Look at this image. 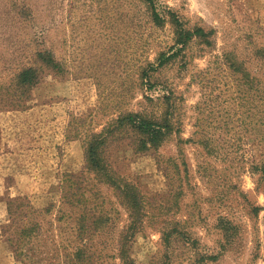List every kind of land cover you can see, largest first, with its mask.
Returning <instances> with one entry per match:
<instances>
[{
	"label": "rangeland",
	"instance_id": "obj_1",
	"mask_svg": "<svg viewBox=\"0 0 264 264\" xmlns=\"http://www.w3.org/2000/svg\"><path fill=\"white\" fill-rule=\"evenodd\" d=\"M154 1L162 26L144 0H0V264H264V0ZM169 13L201 33L159 67ZM168 111L146 151L117 125Z\"/></svg>",
	"mask_w": 264,
	"mask_h": 264
},
{
	"label": "trees",
	"instance_id": "obj_2",
	"mask_svg": "<svg viewBox=\"0 0 264 264\" xmlns=\"http://www.w3.org/2000/svg\"><path fill=\"white\" fill-rule=\"evenodd\" d=\"M145 3L152 9L153 22L157 26H162L166 19L157 11L156 3L154 0H144ZM169 18L172 25L176 29V45L174 48L177 49L176 53L167 57L162 55L159 59V67H164L172 60L173 57L184 51L188 43L192 38L201 33L197 31L191 33L185 30L182 21L174 13H169ZM40 62L45 66L56 70L58 68L57 63L54 61L52 55L46 53H39L37 55ZM40 82V78L37 70L29 68L24 70L18 77V83L20 86L33 88L36 87ZM117 125L120 127H129L140 136L139 147L140 151H146L149 148L159 147L163 144L167 138L172 135L174 124L172 120L171 111H168L162 121H155L147 119L138 114H129L125 117L120 118L117 121ZM106 138L99 135L93 136L88 143L87 148V163L90 169L99 173L108 183L121 189L120 185L110 176L107 170V166L102 158V150L105 146ZM122 192L128 203L134 210L138 208L137 197L133 194L131 188L125 186Z\"/></svg>",
	"mask_w": 264,
	"mask_h": 264
}]
</instances>
